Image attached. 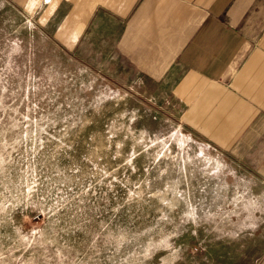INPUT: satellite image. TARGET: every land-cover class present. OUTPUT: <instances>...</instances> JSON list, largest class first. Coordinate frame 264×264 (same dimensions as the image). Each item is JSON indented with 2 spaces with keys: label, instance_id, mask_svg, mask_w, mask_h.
Here are the masks:
<instances>
[{
  "label": "rangeland",
  "instance_id": "obj_1",
  "mask_svg": "<svg viewBox=\"0 0 264 264\" xmlns=\"http://www.w3.org/2000/svg\"><path fill=\"white\" fill-rule=\"evenodd\" d=\"M56 48L0 13V264L178 261L212 204L185 167L197 153L138 104L67 80Z\"/></svg>",
  "mask_w": 264,
  "mask_h": 264
},
{
  "label": "crops",
  "instance_id": "obj_2",
  "mask_svg": "<svg viewBox=\"0 0 264 264\" xmlns=\"http://www.w3.org/2000/svg\"><path fill=\"white\" fill-rule=\"evenodd\" d=\"M0 10L54 43L67 80L80 73L138 104L197 153L185 167L199 168L212 204L171 264H264V0H0Z\"/></svg>",
  "mask_w": 264,
  "mask_h": 264
}]
</instances>
